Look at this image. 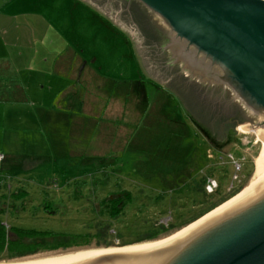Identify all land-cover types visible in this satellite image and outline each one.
<instances>
[{"label":"rangeland","instance_id":"1","mask_svg":"<svg viewBox=\"0 0 264 264\" xmlns=\"http://www.w3.org/2000/svg\"><path fill=\"white\" fill-rule=\"evenodd\" d=\"M61 1L53 0L51 2L49 0L44 3V11H50L55 7L56 12L59 13L57 21H52L51 25L67 39L68 42L64 41L69 43V48L79 49L83 57H94L95 60L91 64L99 77L112 79V83L109 82L105 86L93 90L91 85L88 86V84L76 80V86L80 87V90L76 92L77 99L80 97L82 99L79 103L91 97H95L94 100H97V105L93 106V113L85 110L84 106H80L77 99L74 104L70 100H66L67 108H57V98L52 105L55 109L65 112V119L60 120L56 125H51L48 130L43 131L44 134L35 130L33 139H28V146L9 150L16 154L5 156L4 161L0 163V174L3 176L0 195H7L8 188L13 191L15 187L20 186L25 188L28 194L29 205L27 208L23 212H13L20 218L18 221L15 220L14 223L17 224L15 225L21 228H34L80 236L77 241L83 240L84 223L89 219L91 213L88 208L87 188L92 185L96 186V183L102 178L103 175L96 170L101 167L102 163L105 166L104 173L111 180V184L113 183L112 178L119 177L127 183H132L133 186L136 184L144 187L146 192L148 188L154 189L153 195L146 193L143 195L144 201L139 199L135 202V205L141 206L143 203L144 208L147 206L144 215H141V220L134 219V222L125 220V222L116 223L119 227L126 225L124 229L125 232H129V235L141 234L143 229L146 230L148 228L146 226L149 224L144 225L145 222H153V226L158 223L165 224L166 221L176 223L225 196L233 186L236 187L243 183L241 187L243 191L233 202L204 219L229 209L243 194L259 152L257 136L252 131L243 133L242 130L244 124L253 126L255 122H239L234 126V133H231L234 135H230L227 139H224L225 136L222 138L223 134L219 132L220 130L211 128L208 123L205 124V120L210 117L211 113L218 117L230 113L231 106L226 102L227 98L221 100L215 96V92L209 94L210 91H203L197 82L187 80L178 73L177 68L171 70L165 64L164 53L155 52L154 47L152 59V48L143 43L137 27L131 22V10L134 8V12L137 11L138 14V11L143 9L137 0L86 1L98 7L103 14L115 24H120L129 33L144 72L156 81L144 75L142 69L137 66L133 46L129 45L125 37L121 35L119 30L124 32L121 28L117 26L115 29L111 26L103 27L99 19L92 12H88V9L89 17L84 18L80 27H75L74 23H68L70 16ZM39 11L43 13V10L39 9ZM93 19L96 21L95 25L90 23V26L88 20ZM146 23L148 26L152 24L151 22L149 24L148 21ZM153 60L157 62L152 63ZM182 73L189 75L190 72L188 73L185 69ZM194 78L198 77L195 75ZM137 87L144 91V97L141 96L143 91L140 92L139 105L134 103ZM184 97L187 98V102L181 100ZM206 109H208L207 115ZM248 113L244 111L246 116ZM68 119L69 134L66 131ZM255 120H257V116ZM195 121H199L202 127L200 124L197 127ZM70 122L73 125L72 128ZM90 124H92L90 130L93 129V131L86 129ZM80 125L82 130L79 136L76 134V128H80ZM103 126H107L112 135L124 134L122 135L124 138H101L99 134ZM203 128L205 131L207 130L208 135L202 131ZM86 130H89L88 134L85 133ZM62 135L66 137L68 144L72 146L73 143V146L69 149L68 156L60 155L56 151L53 152V156L52 150L57 149L53 139L61 138ZM44 137L48 144L46 140L44 142ZM30 141L33 143L31 154L38 160L33 164L35 166H24L27 162L22 161L19 155L28 153L27 148L31 145ZM101 143H104V148L100 146ZM95 144H98L97 150ZM70 150L73 155L70 154ZM79 151L81 154L74 155V152L78 153ZM8 167L12 170L8 171ZM17 169L19 172L15 171ZM6 174L12 175L11 178H7ZM200 175H204L206 178L211 177L214 187L209 191L210 195L206 200L202 196V199L200 197L196 199L194 194L188 193L194 199H189L185 203L189 209H184L183 213L179 215L180 217L177 216L176 211L173 212L167 206V200L156 203L154 198L156 193L168 191L189 177L197 178ZM147 196L150 197L147 198ZM93 203L95 202L91 204ZM148 204H151L153 208H149ZM43 206L46 208H42ZM5 208L6 206H3V210H6ZM177 208H180L179 211L183 210V207L177 206ZM47 209L54 210V213H47ZM130 214L127 213L126 216ZM8 216L6 214V217ZM187 224L173 229L165 235L160 234L158 237L180 232L185 227L192 225ZM110 241L112 244L109 246H123L114 237L110 238ZM90 245L95 244L90 242L89 244L78 243L62 248H40L35 253L21 257ZM98 246L103 249L107 248Z\"/></svg>","mask_w":264,"mask_h":264},{"label":"water","instance_id":"2","mask_svg":"<svg viewBox=\"0 0 264 264\" xmlns=\"http://www.w3.org/2000/svg\"><path fill=\"white\" fill-rule=\"evenodd\" d=\"M137 1L161 20L179 60L230 84L257 116L242 129L259 143L243 194L227 211L145 243L78 246L0 264H264V0Z\"/></svg>","mask_w":264,"mask_h":264},{"label":"crops","instance_id":"3","mask_svg":"<svg viewBox=\"0 0 264 264\" xmlns=\"http://www.w3.org/2000/svg\"><path fill=\"white\" fill-rule=\"evenodd\" d=\"M48 1L0 0V153L2 154L0 163L4 161L5 156L16 154L9 150L28 146V139H33L35 130L43 133L51 125H56L57 122L65 119V112L55 109L52 104L57 98V108H67L66 100H70L74 104L77 99L76 92L80 90L79 85L75 84L76 80L88 84V86L91 85L93 90L103 87L109 82L112 83V79L99 77L91 64L95 60L94 57H83L79 49L69 48L67 39L53 28L52 21H57L59 13L56 12L55 7L50 11H44V3ZM61 2L69 13L68 23H74L75 27H80L84 18L89 17L88 9V12H92L99 19L103 27L111 26L115 29L117 26L121 28L124 32L120 30L119 32L125 37L126 42L133 46L137 66L143 71L135 45L129 33L120 24H115L98 7L86 0H62ZM39 9L43 10V13ZM88 21L89 25L90 23L95 25L94 19ZM131 22L135 24L132 19ZM139 96L140 87H137V99L134 102L136 105L140 103ZM94 98H87L79 103L82 100L80 97L77 102L80 106H84L85 110L93 113V106L97 105V100ZM51 105L52 108H50ZM67 121L66 131L69 134V119ZM91 125H88L86 129L90 130ZM81 130L80 125V128H76V134L80 136ZM89 130H86L85 133L88 134ZM122 135L124 134L112 135L107 126H103L99 134L103 139L110 137L119 139L123 137ZM45 140L44 137V142ZM53 143L57 147L52 150L53 156L54 151L60 155L68 156L69 149L73 146V143L72 146L68 144L64 135L61 138L53 139ZM30 144L27 148L28 153L21 154L19 152L22 161L27 162L24 166L33 165L38 160L36 156H32L33 143L30 141ZM100 146L104 148V143H101ZM97 148L98 144H95V149L97 150ZM70 154L73 155L71 150ZM75 154L78 156L81 152H74ZM10 170L12 169L8 167V171ZM15 171L19 172L18 169Z\"/></svg>","mask_w":264,"mask_h":264},{"label":"trees","instance_id":"4","mask_svg":"<svg viewBox=\"0 0 264 264\" xmlns=\"http://www.w3.org/2000/svg\"><path fill=\"white\" fill-rule=\"evenodd\" d=\"M130 13L132 19H134L135 16L132 15L135 13L134 9H132ZM141 96L144 97V91L143 93H141ZM181 100L187 102L186 97ZM205 111L207 115L208 109H206ZM188 112L190 113L189 110ZM206 115L204 116V118L206 117ZM205 122L204 123H208L211 128H216L220 130L219 132L223 134L222 138L225 136L224 139H227V137H230V135H234L231 133H234L233 129L235 123L229 121V117L226 115L218 117L215 114L213 115L211 113L210 117L205 120ZM195 123L197 124H195L197 127L199 124L200 126L202 125L201 123H199V121H195ZM203 126L205 127V125ZM202 131L207 132V130L205 131L204 128ZM96 170L99 174H102L103 176L98 181V183H96V186L92 185L87 188V197L89 198L87 199L88 208L91 213L88 217L89 219H87L86 223H84V236L82 237L83 240L80 239L79 241L77 240L80 236H74L65 233H57L52 231H42L34 228L17 227V224L14 222L15 220L18 221L20 218L15 216L13 212H23L27 208V206L29 205V200L27 198L28 194L26 189L22 186L15 187L13 191H10L7 187V195H0V260L12 259L15 257H21L24 255L35 253L40 248H62L78 243L89 244L90 242H93L95 245L97 244V246L101 245L105 247H112L109 246L112 244V242L110 241V238L112 237H114V239H117L118 243L123 246L151 241L159 238L158 235L160 234L165 235L167 234V232H170L173 229L180 228L181 226L189 222V224L197 223L209 216L210 214L214 212L216 213L217 210L220 211L222 207H225L226 205L233 202L243 191V188H241L243 183L237 185L236 187L233 186L232 189L225 194V196H222L216 201L210 203L209 205L200 208V210H198L196 213L191 214L176 223H168L166 221L165 224L158 223L153 226V222H145L144 225L149 224L148 226H146L148 227L146 230L143 229L141 234L129 235V232H125L124 229L126 225H121L119 227L117 224L125 222V220H131L132 222H134V219L141 220V215H144L147 206L144 208L143 203L140 206L135 205V202L139 199L144 201L143 195L146 193H151L153 195L154 189L152 190L148 188V191L146 192L144 187L137 186L136 184L133 186L132 183H127L125 182V180H123V178L119 177L115 179L112 178L113 183L111 184V180L104 173V163H102L101 167L97 168ZM5 176L7 178H11L12 175L8 176L6 174ZM194 176L189 177L183 183L176 185L168 191H160L156 193V195L154 196V198L156 199V203L158 201L164 202L165 200H167V206L171 208L173 212L176 211L177 216L180 217L179 215L183 213L184 209H189V206L185 203H187L189 199H194L191 195H188V193L194 194L197 197L196 199H199L198 197L202 199V196L203 199L206 200L208 198V195L210 194L209 191H207L205 185L207 184V180L211 177L206 178V176L200 175L197 178H194ZM2 181L3 176L0 174V186ZM149 197L150 196H147V198ZM92 202L95 203L91 204ZM3 206H6V210H3ZM151 206V204H148L149 208H153ZM177 206L183 207V210H181L182 212L179 211L180 208H177ZM42 208L46 207L43 206ZM46 211L47 213H54V210L52 209H47ZM127 213L131 214L129 216H126ZM6 214H8L9 216L6 217ZM178 217L174 218L176 219ZM11 221L12 224H10ZM116 225L118 226V228L116 227Z\"/></svg>","mask_w":264,"mask_h":264},{"label":"flooded vegetation","instance_id":"5","mask_svg":"<svg viewBox=\"0 0 264 264\" xmlns=\"http://www.w3.org/2000/svg\"><path fill=\"white\" fill-rule=\"evenodd\" d=\"M136 12L132 14L135 16V18L132 19L131 17V19L134 20L135 26L137 27L138 32L140 33L141 38L143 39V43L147 44L149 47L152 48L151 49L152 59L154 57L153 56V47H154L155 52L158 51L160 54L164 53V58L163 57L162 58L164 59L165 64L169 66L171 70L177 68L179 74L183 75V77H185L187 80H190L191 82L193 81L197 82V84L202 88L203 91L205 92L210 91L209 94H213V92H215L214 93L215 96L220 98L221 100H225L227 98L226 102L228 103V105L231 106V111L226 116H228L229 121H232L233 123H235V125L238 124L239 122L241 123L246 121L248 122L252 121L253 123L255 122V117H256L255 114L252 111H250L244 99L241 96L239 97L237 95L236 91L230 84L226 82H217L211 78L204 76L203 74L193 69L186 63L182 62L175 56V54L171 51L168 45L167 29L156 15H154L145 6H143L142 11L140 10L138 11L137 15ZM146 21H148V23L151 22L152 24L148 26L146 25L147 24ZM154 61L157 62L156 60H153L151 62L153 63ZM182 69L183 70L186 69L188 73L190 72L189 75L183 74ZM143 73L144 75L148 76L147 73L144 72V69H143ZM195 75L198 77L197 79L194 78ZM150 78L153 79L152 77ZM244 111H246L247 113L249 111L248 116L244 114ZM205 134H207V132H205Z\"/></svg>","mask_w":264,"mask_h":264},{"label":"built area","instance_id":"6","mask_svg":"<svg viewBox=\"0 0 264 264\" xmlns=\"http://www.w3.org/2000/svg\"><path fill=\"white\" fill-rule=\"evenodd\" d=\"M1 159H2V154L0 153V160H1ZM235 164H236V163H235ZM211 179H212V178H209V179L207 180V184L205 185L207 191H211L212 188L214 187V183H211V182H212Z\"/></svg>","mask_w":264,"mask_h":264},{"label":"bare ground","instance_id":"7","mask_svg":"<svg viewBox=\"0 0 264 264\" xmlns=\"http://www.w3.org/2000/svg\"><path fill=\"white\" fill-rule=\"evenodd\" d=\"M227 210H228V209H227ZM227 210H226V211H227ZM102 249H103V248H102Z\"/></svg>","mask_w":264,"mask_h":264}]
</instances>
